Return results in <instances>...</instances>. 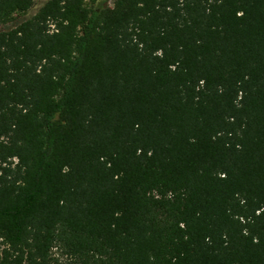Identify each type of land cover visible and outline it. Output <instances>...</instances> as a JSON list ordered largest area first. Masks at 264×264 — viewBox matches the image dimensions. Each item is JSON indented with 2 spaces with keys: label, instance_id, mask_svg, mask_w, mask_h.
<instances>
[{
  "label": "trees",
  "instance_id": "trees-1",
  "mask_svg": "<svg viewBox=\"0 0 264 264\" xmlns=\"http://www.w3.org/2000/svg\"><path fill=\"white\" fill-rule=\"evenodd\" d=\"M0 264H264V0H47L0 30Z\"/></svg>",
  "mask_w": 264,
  "mask_h": 264
},
{
  "label": "rangeland",
  "instance_id": "rangeland-1",
  "mask_svg": "<svg viewBox=\"0 0 264 264\" xmlns=\"http://www.w3.org/2000/svg\"><path fill=\"white\" fill-rule=\"evenodd\" d=\"M47 0H35V4L32 7L31 10H29L26 14L24 15H16L14 18V21L12 23L6 24V25H2L0 26V30H8L14 26H16V24L18 22H20L23 19H27L29 17H31L32 15L35 14V12L39 9V7L44 4ZM101 3H106V5L108 7H112L113 6V2L114 0H98Z\"/></svg>",
  "mask_w": 264,
  "mask_h": 264
}]
</instances>
